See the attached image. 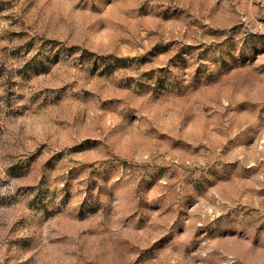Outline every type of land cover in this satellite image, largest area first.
Returning a JSON list of instances; mask_svg holds the SVG:
<instances>
[{
	"label": "rangeland",
	"instance_id": "obj_1",
	"mask_svg": "<svg viewBox=\"0 0 264 264\" xmlns=\"http://www.w3.org/2000/svg\"><path fill=\"white\" fill-rule=\"evenodd\" d=\"M0 264H264V0H0Z\"/></svg>",
	"mask_w": 264,
	"mask_h": 264
}]
</instances>
